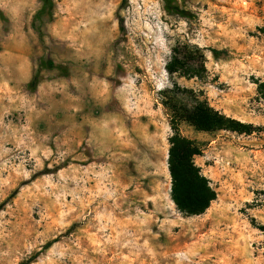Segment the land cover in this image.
<instances>
[{
    "label": "rangeland",
    "instance_id": "obj_1",
    "mask_svg": "<svg viewBox=\"0 0 264 264\" xmlns=\"http://www.w3.org/2000/svg\"><path fill=\"white\" fill-rule=\"evenodd\" d=\"M261 84L264 0H0V264H264ZM198 101L254 131L178 119ZM174 126L217 192L200 216Z\"/></svg>",
    "mask_w": 264,
    "mask_h": 264
},
{
    "label": "trees",
    "instance_id": "obj_2",
    "mask_svg": "<svg viewBox=\"0 0 264 264\" xmlns=\"http://www.w3.org/2000/svg\"><path fill=\"white\" fill-rule=\"evenodd\" d=\"M177 62L176 59V64ZM166 69L171 74L178 72L173 64L167 65ZM259 93L264 99V84L259 85ZM178 119L187 121L203 132L233 130L250 134L254 131L252 126L241 124L215 110L207 101H198ZM174 121L177 122V120ZM175 126L173 127L174 135L169 140L168 168L172 180L171 198L182 215L200 216L217 199V192L211 181L203 175L201 168L195 164V157L202 154L201 146L182 136ZM34 260L30 258L21 264H31Z\"/></svg>",
    "mask_w": 264,
    "mask_h": 264
}]
</instances>
